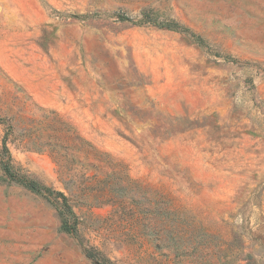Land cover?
Listing matches in <instances>:
<instances>
[{"label":"rangeland","instance_id":"rangeland-1","mask_svg":"<svg viewBox=\"0 0 264 264\" xmlns=\"http://www.w3.org/2000/svg\"><path fill=\"white\" fill-rule=\"evenodd\" d=\"M0 117V264H264V0H0Z\"/></svg>","mask_w":264,"mask_h":264},{"label":"trees","instance_id":"trees-1","mask_svg":"<svg viewBox=\"0 0 264 264\" xmlns=\"http://www.w3.org/2000/svg\"><path fill=\"white\" fill-rule=\"evenodd\" d=\"M140 14L141 17L139 18V20H137V23L139 24L148 23L157 26H165L167 28L178 30L180 32L188 34L195 42H197L200 45L205 44V41L201 36L191 32L189 28L179 24L176 21H161L159 20L158 17L151 14L150 9L147 10L145 9L141 11ZM120 19L123 21L131 20L128 16H121ZM1 119L2 118L0 117V120ZM9 127L12 128L13 126L9 123ZM65 138L66 140L80 139V137L77 134L73 136L69 132V130H66L63 135L61 134L56 138V141L54 143L49 144L51 155L53 156L57 164V172L59 173V176L62 179L67 178L68 176H72V177L76 176V173L72 174L70 172L69 164L71 162V159L73 160V155L67 151L69 146L65 144V140H64ZM93 149L94 148L87 140H82L81 150L84 152V159L82 160V162L80 161L78 162L82 166V170H83L82 174H84L85 172H87L92 168L97 169V166L95 164L89 162V157L92 155ZM3 168L5 169L6 173L9 174V176L15 178V175L11 172V168L8 161L3 162ZM74 172H76V169ZM18 179L21 180L25 185L30 187L32 190L47 195L49 198L52 199V201L55 203L57 209L59 210L60 214L63 217V223L61 226L62 230L66 232H72L76 228L78 224V217L73 210V205L70 203V197L68 195H66L64 192L56 191L53 188L45 186L34 180H30L23 177H20ZM75 184L76 182H73V184L70 186L71 191L74 190V187H76ZM121 202L123 204H126L125 201L124 202L121 201ZM167 209H168V215H167V220L165 221L164 231L161 235L156 234L154 241H156V243L159 242V245L160 244L162 245L161 243L162 240H160V237H163L164 241H166L165 242L166 244L164 245L167 247V249H169L170 252L178 254V251H182V253L186 254L187 251L181 248L184 237L171 222V218H170L172 214L174 215L178 214V211L176 209H172L170 205H168ZM246 257L249 258L248 256ZM246 257L244 259H246ZM103 264H112V263L104 262Z\"/></svg>","mask_w":264,"mask_h":264}]
</instances>
